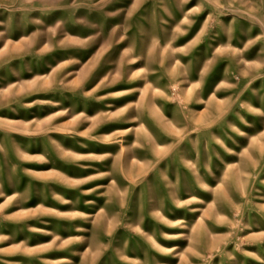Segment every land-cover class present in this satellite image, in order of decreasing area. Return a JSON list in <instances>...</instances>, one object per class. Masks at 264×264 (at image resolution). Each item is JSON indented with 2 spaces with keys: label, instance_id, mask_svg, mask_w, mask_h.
<instances>
[{
  "label": "rangeland",
  "instance_id": "374dc122",
  "mask_svg": "<svg viewBox=\"0 0 264 264\" xmlns=\"http://www.w3.org/2000/svg\"><path fill=\"white\" fill-rule=\"evenodd\" d=\"M0 264H264V0H0Z\"/></svg>",
  "mask_w": 264,
  "mask_h": 264
}]
</instances>
